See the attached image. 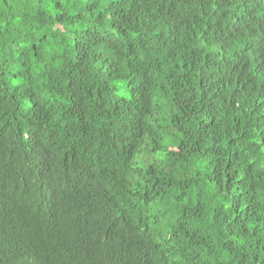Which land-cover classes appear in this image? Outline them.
I'll use <instances>...</instances> for the list:
<instances>
[{"label":"trees","instance_id":"trees-1","mask_svg":"<svg viewBox=\"0 0 264 264\" xmlns=\"http://www.w3.org/2000/svg\"><path fill=\"white\" fill-rule=\"evenodd\" d=\"M0 264H264V0H0Z\"/></svg>","mask_w":264,"mask_h":264},{"label":"rangeland","instance_id":"rangeland-1","mask_svg":"<svg viewBox=\"0 0 264 264\" xmlns=\"http://www.w3.org/2000/svg\"><path fill=\"white\" fill-rule=\"evenodd\" d=\"M113 87L115 88V94H116L117 96H120V97H122V98H126V97H127L126 92H125V90L123 89V87H122V85H121L120 82H115V83L113 84Z\"/></svg>","mask_w":264,"mask_h":264}]
</instances>
